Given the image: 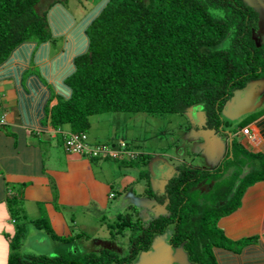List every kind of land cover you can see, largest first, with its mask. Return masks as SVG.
<instances>
[{
	"label": "trees",
	"instance_id": "16d2710c",
	"mask_svg": "<svg viewBox=\"0 0 264 264\" xmlns=\"http://www.w3.org/2000/svg\"><path fill=\"white\" fill-rule=\"evenodd\" d=\"M40 1L0 0V75L12 62H22L28 55L29 65L26 69L18 66V70L25 69L26 76L37 74L35 58L46 55L40 47L55 44L54 40L64 43V37L56 39L54 33L65 32L71 17L75 18L66 8L68 0H54L41 13L36 9ZM78 22L81 25L68 34L75 39L77 54L63 76L60 92L53 91L56 104L50 109L51 124L61 131L65 153L72 154L69 137L78 134L82 140L84 134L88 140L82 141H89L90 117L106 112L162 116L186 114L200 106L207 116L206 126L225 134L229 128L222 116L225 104L249 82L264 77V45L254 37L258 13L244 0H104ZM65 59L63 54L57 60ZM32 87L33 83L23 95L33 94ZM260 113H264V103L257 112L241 118L232 132ZM149 155L138 153L134 160L120 152L116 157L101 154L90 160L114 159L139 169L150 195L156 196L149 187L152 173L145 168ZM241 157L247 164H255L247 165L244 176L234 165ZM176 169L166 178L164 196L158 195L167 213L147 224L127 216L109 226L110 239L127 237L123 255L104 249L80 256L77 247L75 253L52 255L22 250L21 239L29 224L46 227L55 240L66 243L85 235H62L47 217L29 218L19 190L7 198L15 229L4 232L11 249L5 264H131L169 227L173 228L171 245L183 246L194 264H238L234 254L244 244L256 242L258 236L232 239L220 220L242 207L248 187L264 181V152H253L234 137L214 170L189 165ZM212 181L211 189L199 188ZM112 201L108 198L105 207Z\"/></svg>",
	"mask_w": 264,
	"mask_h": 264
},
{
	"label": "rangeland",
	"instance_id": "374dc122",
	"mask_svg": "<svg viewBox=\"0 0 264 264\" xmlns=\"http://www.w3.org/2000/svg\"><path fill=\"white\" fill-rule=\"evenodd\" d=\"M52 1L54 0H41L36 6L37 11L41 13L48 8ZM103 1L68 0L66 8L76 20L81 21ZM244 1L258 13V28L254 37L258 43L264 45V0ZM54 42L51 55H55L54 50L60 44L58 40H54ZM263 103L264 77L249 82L245 89L237 91L234 97H231L225 104L222 116L225 122H229L227 132L229 130L232 132L233 127L236 128L237 123L242 120L241 117L246 118L247 115L262 108ZM199 107L189 109L186 114L170 113L162 116L131 112L93 114L90 117L91 127L88 131L90 141L110 140L115 146H118L120 140L124 144L128 141L130 148L127 156L129 159L138 153L152 154L148 157V163H155L156 168L149 178V187L156 196L150 195L151 192L148 191L143 179L140 178L139 169L125 166L124 163L114 159L93 161L91 163L92 172L96 173L98 179L104 182L109 181V185L106 186L107 196L112 193L110 199H113L109 203V207L95 206L92 202L88 205V202H84L92 198L91 192H88L80 194L83 202L78 200L79 204L73 205L78 208L74 210L66 205L67 203H61L62 197H59V190L51 188L48 193L55 197L58 196L56 202L53 205H48V208L42 206L40 210L49 217L50 223L53 224L52 227L64 235L83 232L85 236L71 243L58 242L54 239H50L49 242L48 239V244L45 243L47 239L39 241V238L43 239L45 234H42L37 228L29 227L27 237L24 235L21 239L22 250L52 255L67 251L74 253L77 251V247L79 251L77 255L80 256L89 253L97 254L104 249H110L121 255L125 254L127 249L124 247L123 241L126 243L127 237H123L122 240H120V235H115L118 240L107 237L110 235V225H114L117 221H123L127 216L133 221L141 218L147 224L150 220L167 213L166 204L158 202V195L164 196V194H159V191L164 190L166 178L171 177L174 171L178 170L176 169L178 165H189L193 168L212 171L224 160L228 148L227 132L220 134L209 129L206 126V113ZM60 149L61 147H59ZM61 152H63L62 149ZM247 162L244 157H241L234 164L237 170H242L243 176L248 171L247 165L255 167L254 163L247 164ZM155 176L162 178L161 183L156 182ZM82 182L84 183L82 192H84L89 189L90 179H85ZM214 182L207 183L206 186L201 184L199 188L211 189ZM104 189L98 192V198L95 197V201L102 203L100 199H105L103 197ZM12 190L10 193L13 195L16 190ZM8 204L9 201L4 205L7 212L0 204V264L6 263L7 255L11 250L10 239L5 237L4 232L15 229ZM25 208L29 215L34 213L37 215L39 211L32 204L26 205ZM4 214L6 219H3ZM38 217L39 215L31 216V219ZM43 230L46 231V227ZM172 234L173 228L169 227L165 234L156 235L152 248L142 252L131 264H194L183 246L171 245Z\"/></svg>",
	"mask_w": 264,
	"mask_h": 264
},
{
	"label": "crops",
	"instance_id": "0c3cea01",
	"mask_svg": "<svg viewBox=\"0 0 264 264\" xmlns=\"http://www.w3.org/2000/svg\"><path fill=\"white\" fill-rule=\"evenodd\" d=\"M70 20L71 25L65 32L54 33V38L65 39L55 48V55H51V43L40 47L39 51H44L46 55L41 60L35 58L34 68L39 69V73L26 76L25 69L30 62L28 55L22 62H12L0 75V116L5 119L4 127L0 129V204L3 208L12 189L16 190L13 195L22 191L24 207L32 204L39 210V216H46L40 210L42 206L48 208V205L56 202L58 196L48 193L51 188L59 190L61 203H67L74 210L78 208L74 204L83 202L81 193L91 192L92 198L84 202L99 206L94 198H98V192L105 188V199H100L103 207L108 200L106 186L109 181L97 178L96 173L92 172L91 160L64 152L62 136L56 135L50 121V109L56 104L53 91L55 94L60 92L63 76L77 54L73 43L75 39L69 38L68 34L81 23L72 17ZM70 45L74 47L69 49ZM63 54L66 61L58 63ZM18 66L25 69L18 70ZM32 83L33 94L23 95ZM246 126L250 128V135L239 133L236 138L246 144L249 150L264 152V113L253 116ZM85 179H90V186L82 192V181ZM242 202V207L221 219L220 225L227 236L235 240L258 236L256 242L244 244L239 253L234 254L238 264H264V181L248 187ZM27 215L37 216L35 213ZM5 216L3 219H6ZM41 240L42 237L39 238Z\"/></svg>",
	"mask_w": 264,
	"mask_h": 264
},
{
	"label": "clouds",
	"instance_id": "9594fccd",
	"mask_svg": "<svg viewBox=\"0 0 264 264\" xmlns=\"http://www.w3.org/2000/svg\"><path fill=\"white\" fill-rule=\"evenodd\" d=\"M3 119V121H0V124H3L4 125V122H5V119L3 118V117H1L0 116V120H2ZM248 129L249 130V132L248 133H245L244 132V130L245 129ZM56 131V135L57 134H59V133H61V131H57V129H55ZM230 131V130H229ZM226 132H227V130H225V134H226ZM239 133L240 134H244V135H250V128L249 127H247V126H244L242 129H240L239 131H236V132H232V135L230 136V139L227 137V139H228V148L230 147V145H231V142H232V139L234 138V137H237L238 135H239ZM78 134H74V135H72V136H70L69 137V139H68V142H67V144H68V146L69 147H71V151H72V154H74V155H78V156H81V157H84V158H87V159H91V156L93 157V156H99V155H101V154H103V155H105V154H112L113 155V157H116L120 152H123L126 156L129 154V151H128V149L130 148V147H128V141H127V143L125 142V144L124 143H121L120 141L118 142V146H115L114 145V143L113 142H111L110 140H106V141H99V142H96V141H87V142H84L85 143V145L88 147V151L86 152V151H84V152H82V151H75L74 149H73V147H72V145H70L69 144V141L71 140V139H73V137L74 136H77ZM84 135V134H83ZM227 135V134H226ZM236 135V136H235ZM86 136V135H85ZM87 139V138H86ZM88 140V139H87ZM229 140H231V141H229ZM108 141V142H107ZM105 142H107L106 144H105ZM228 148H227V150H228ZM126 151H127V153H126ZM95 152H97V154H94ZM114 153H116V155H114ZM150 155H152L151 153H149ZM128 157V156H127ZM134 160H135V158H136V156H133L132 157ZM149 162V160L147 161V163H146V165H145V168L146 169H148L149 170V172L150 173H152L153 172V170L156 168V166L154 165L155 163H153V164H149L148 163ZM149 164V165H148ZM152 175V174H151ZM154 179L156 180V182H161V180H162V178L161 177H158V176H155L154 177ZM164 179H165V177H164ZM204 185V184H203ZM206 186V185H205ZM160 193L159 194H161V191H159ZM10 196H12L11 194H9ZM111 195H112V193H110V194H108V198H110L111 197ZM9 196V197H10ZM23 206H24V204H23ZM24 209H25V207H24ZM25 212H26V210H25ZM10 213H11V211H10ZM27 214V213H26ZM28 216V215H27ZM43 215H41V216H39L38 218H40V217H42ZM29 217V216H28ZM45 217H47V216H45ZM29 218H31V216L29 217ZM49 220V219H48ZM50 221V220H49ZM12 222L14 223L15 222V220L14 219H12ZM51 224H52V222H51ZM53 225V224H52ZM29 227H31V228H37L35 225H33V224H29ZM29 227H28V230H29ZM38 229V228H37ZM41 232H42V234H45V237L41 240V242L43 241V240H46L47 239V242H45V243H48L49 244V242H50V239H54L52 236H51V233H49L47 230L46 231H44L43 229H39ZM54 230L57 232V230L54 228ZM27 233H28V231H27ZM58 233V232H57ZM59 234H62V235H64L63 233H59ZM73 235V234H72ZM25 237H27V234H26V236ZM48 239H49V242H48ZM55 240V239H54ZM79 240V239H78ZM56 241H58V242H62V241H59V240H56ZM153 246V245H152ZM152 246L150 247V249L152 248ZM149 249V250H150ZM110 250V249H109ZM148 250V251H149ZM76 252V251H75ZM74 252V253H75ZM102 252V251H101ZM33 253V252H32ZM61 253H71V252H61ZM34 254H36V253H34ZM97 254H99V253H97Z\"/></svg>",
	"mask_w": 264,
	"mask_h": 264
},
{
	"label": "built area",
	"instance_id": "2783aa9c",
	"mask_svg": "<svg viewBox=\"0 0 264 264\" xmlns=\"http://www.w3.org/2000/svg\"><path fill=\"white\" fill-rule=\"evenodd\" d=\"M0 121H3V119ZM244 132L248 133L249 130L246 128ZM81 137H82V140L86 138L85 135H81ZM82 140H80V137L77 135V136H74L73 139L69 141V144L72 145L75 151H82V152L86 151L87 152L89 149ZM94 154H97V152H95ZM114 155H116V153H114Z\"/></svg>",
	"mask_w": 264,
	"mask_h": 264
},
{
	"label": "water",
	"instance_id": "95a60500",
	"mask_svg": "<svg viewBox=\"0 0 264 264\" xmlns=\"http://www.w3.org/2000/svg\"><path fill=\"white\" fill-rule=\"evenodd\" d=\"M199 108L201 109V107H199ZM227 135H228V136H231V135H232V132H231V131H228V132H227Z\"/></svg>",
	"mask_w": 264,
	"mask_h": 264
}]
</instances>
